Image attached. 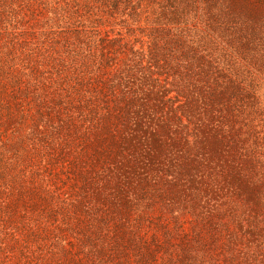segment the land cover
Returning a JSON list of instances; mask_svg holds the SVG:
<instances>
[{
    "label": "rangeland",
    "instance_id": "rangeland-1",
    "mask_svg": "<svg viewBox=\"0 0 264 264\" xmlns=\"http://www.w3.org/2000/svg\"><path fill=\"white\" fill-rule=\"evenodd\" d=\"M0 264H264V0H0Z\"/></svg>",
    "mask_w": 264,
    "mask_h": 264
}]
</instances>
